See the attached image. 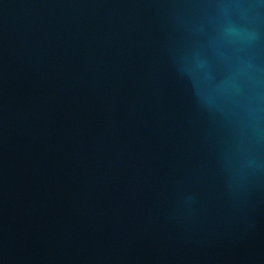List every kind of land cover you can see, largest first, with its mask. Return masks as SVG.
Wrapping results in <instances>:
<instances>
[{"label":"water","instance_id":"95a60500","mask_svg":"<svg viewBox=\"0 0 264 264\" xmlns=\"http://www.w3.org/2000/svg\"><path fill=\"white\" fill-rule=\"evenodd\" d=\"M0 264H264V0H0Z\"/></svg>","mask_w":264,"mask_h":264}]
</instances>
